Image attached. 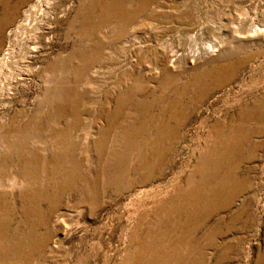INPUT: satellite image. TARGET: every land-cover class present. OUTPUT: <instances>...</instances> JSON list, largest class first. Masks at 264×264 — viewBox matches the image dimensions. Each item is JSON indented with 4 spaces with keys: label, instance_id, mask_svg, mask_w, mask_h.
Here are the masks:
<instances>
[{
    "label": "rangeland",
    "instance_id": "obj_1",
    "mask_svg": "<svg viewBox=\"0 0 264 264\" xmlns=\"http://www.w3.org/2000/svg\"><path fill=\"white\" fill-rule=\"evenodd\" d=\"M1 52L0 264H264V0H0Z\"/></svg>",
    "mask_w": 264,
    "mask_h": 264
},
{
    "label": "bare ground",
    "instance_id": "obj_2",
    "mask_svg": "<svg viewBox=\"0 0 264 264\" xmlns=\"http://www.w3.org/2000/svg\"><path fill=\"white\" fill-rule=\"evenodd\" d=\"M15 25H16V24H15ZM14 29H15V28H14ZM24 32H25V31H24ZM10 35H11V34H10ZM1 54H2V52L0 53V61H1V60L3 59V57H4L3 54H2V55H1Z\"/></svg>",
    "mask_w": 264,
    "mask_h": 264
}]
</instances>
